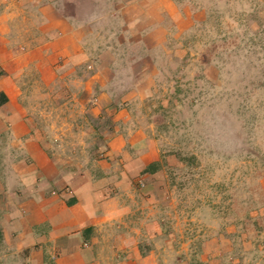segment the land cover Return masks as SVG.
<instances>
[{"label": "crops", "instance_id": "0c3cea01", "mask_svg": "<svg viewBox=\"0 0 264 264\" xmlns=\"http://www.w3.org/2000/svg\"><path fill=\"white\" fill-rule=\"evenodd\" d=\"M145 1L155 20L166 1ZM140 2L86 0L83 14L77 0H0V264H173L158 207L143 198L152 179L139 178L150 140L121 128L106 93L94 106L110 65L88 80L76 72L91 67V47H114L102 20H139ZM136 27L140 39L121 47L161 30ZM111 114L97 139L88 119ZM96 147L111 163L95 161Z\"/></svg>", "mask_w": 264, "mask_h": 264}, {"label": "rangeland", "instance_id": "374dc122", "mask_svg": "<svg viewBox=\"0 0 264 264\" xmlns=\"http://www.w3.org/2000/svg\"><path fill=\"white\" fill-rule=\"evenodd\" d=\"M140 1L139 20H102L114 47H91V67L76 72L88 80L110 65L102 75L114 81L96 82L94 106L106 93L121 128L150 140L139 178L152 179L143 198L158 207L173 264H264V0H164L151 21ZM134 23L161 30L121 47L140 39ZM115 119L88 120L103 139L101 121ZM107 153L96 147L95 161L111 163Z\"/></svg>", "mask_w": 264, "mask_h": 264}]
</instances>
